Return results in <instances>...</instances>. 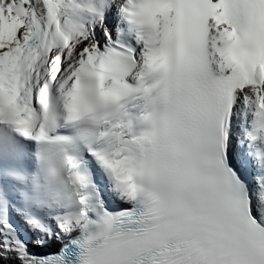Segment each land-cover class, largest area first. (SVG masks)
Returning a JSON list of instances; mask_svg holds the SVG:
<instances>
[{"label":"snow or ice","instance_id":"6c2138e0","mask_svg":"<svg viewBox=\"0 0 264 264\" xmlns=\"http://www.w3.org/2000/svg\"><path fill=\"white\" fill-rule=\"evenodd\" d=\"M0 264H264V0H0Z\"/></svg>","mask_w":264,"mask_h":264}]
</instances>
